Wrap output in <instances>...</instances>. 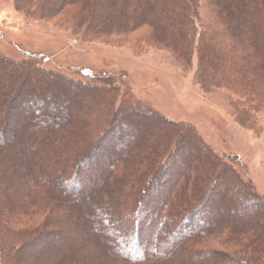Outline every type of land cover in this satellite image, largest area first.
<instances>
[{
	"label": "rangeland",
	"instance_id": "374dc122",
	"mask_svg": "<svg viewBox=\"0 0 264 264\" xmlns=\"http://www.w3.org/2000/svg\"><path fill=\"white\" fill-rule=\"evenodd\" d=\"M199 11L205 20L210 19V13L204 6ZM199 24L196 23L198 33L201 31ZM149 34L147 27H142L130 35L101 38L88 36L73 25L69 16L66 18L62 15L47 21L30 19L14 9L12 0H0V56L16 63L30 61L32 66L35 65L50 74L47 80L42 79L40 82L33 81L32 76L28 77L30 85L26 87L24 83L19 82V72L20 76L16 81L3 83L4 88L0 91L1 94L6 93L4 99L18 86H22L28 95L24 101H31L34 97L39 103H46L47 107L41 109L44 120L59 116V124L67 126L69 120L80 119L84 128L75 134L79 133V141L84 144L98 127L100 119L110 113L118 123H113V127L105 136V143L110 141L114 133H118L121 141H124L117 144L113 150L111 145L105 144V147L103 143L96 147L90 155L87 168L83 169L84 177L94 169L93 175L96 179L82 189L75 188V185L70 186L66 180L67 166L49 163L46 156L39 152L37 135L45 136V127L40 124L42 120L34 118L27 108L16 110L20 106L18 101L15 104L16 116H8L6 113L11 107L8 110V102H5L0 94V126L4 120L8 123L11 121L6 126L8 131L4 140L0 141V149L6 152V159L17 158L20 161L16 165L19 167L20 182L16 191L22 193V180L30 174L31 167L33 173L42 180H51V186H59L58 192L54 190L52 195L58 200V209L63 210V215H68L70 206H76L78 209L74 217L70 218L71 223L68 225L71 226L68 231L62 226L57 227L61 218H57L55 213L39 214L37 219L45 220L43 222L47 226L44 227V233L37 236L24 250L25 258L22 264H32L30 260L35 258H50L54 251L67 256L70 250L87 258L85 262L89 260L91 264H104L100 258L97 259L98 255L95 253L98 251L100 256L109 259L111 242L115 243L120 251H125L128 241L121 238L126 233L127 225L122 213L133 203L136 189L141 185V177L139 173L136 176L133 174L123 183L117 184L116 187L121 190V194L117 195L112 190L114 185L108 184L101 174L105 162L100 161L99 157H114L129 150L131 155L139 143L146 153L149 150L154 151V135L157 142L161 141V146L168 147V152L174 149L170 163L163 167L165 169L159 186L151 188L149 192L155 197L164 189H168L159 200L163 206L157 209L158 212H167L168 220L174 218L180 210L185 211L203 191L202 186L206 181L203 169L208 159L205 151L198 152L191 146L192 141L204 144L212 154V159L215 160L214 156H218L231 164L240 179L247 183L248 188H251L264 204V105L256 113H251L247 121L239 123L240 119L233 116L235 112L229 107L228 97L231 96L227 91L214 89L204 92L197 84L195 52L190 65H187L180 57L153 43ZM55 76L58 79H68L73 86L86 85L88 89H74L71 85L54 79ZM9 85L13 86L11 90ZM7 87L9 91H5ZM147 111L156 113L165 122L168 121V124H164L166 132L170 130V133L164 137L158 135L152 125L164 128L162 120L146 113ZM94 115L98 117L94 120L96 123L92 122L91 126V121L88 123L87 119L92 120ZM120 123L123 127L118 128ZM184 127L190 129L192 135L185 134ZM56 134L55 131L48 133L52 144L55 143V137H58ZM160 147L159 153L163 150V147ZM73 156L68 152L64 156L60 155V158L62 161L67 160V157L71 160ZM232 156L236 157L230 159ZM51 157H56L55 153ZM136 163L138 162L135 160L130 162L129 169L137 168V171L144 173L146 165L140 168ZM176 168L179 170L175 171ZM213 168L216 169V165ZM121 171L123 170L119 173ZM222 177L224 176H220ZM224 178L226 182L223 184L217 178L212 179L213 190L200 201L203 206L199 214L205 223L204 226L210 224L219 228L220 223H227L225 227H229L231 221L236 218L241 221L250 218L261 226L263 221L258 216L261 213L258 207L255 208L258 212L247 213L248 207L242 205L239 200L243 192L234 189L233 184L228 182H232L228 176L225 175ZM19 195L17 193V196ZM167 200H170L171 206L169 201L168 206L164 205ZM112 210L117 211L118 218L109 215ZM143 213L147 214V211ZM160 226V230L165 229L167 233V239L164 237V240L168 243V248L163 254L170 256L185 236L180 235L174 239L167 225L161 223ZM81 228L84 234L81 233ZM239 230L241 228L233 233L236 237L225 228L224 232L219 231L220 233L190 242L189 248L192 251L206 253L189 264H264V229L262 233L258 232L261 236L258 240L256 238L259 235L247 239V236H243L247 231ZM145 234L147 235L146 231L142 233ZM154 236V240L149 242V247L143 251L142 257L157 254L156 240L160 237L156 233ZM251 240L253 244H250Z\"/></svg>",
	"mask_w": 264,
	"mask_h": 264
},
{
	"label": "trees",
	"instance_id": "16d2710c",
	"mask_svg": "<svg viewBox=\"0 0 264 264\" xmlns=\"http://www.w3.org/2000/svg\"><path fill=\"white\" fill-rule=\"evenodd\" d=\"M12 3L17 12L30 19L47 21L57 19L62 15L66 18L69 16L78 30L97 38L130 35L142 27H147L153 43L180 57L187 65H190L193 53H196L195 79L197 84L204 92L214 89L227 91L231 96L228 97L229 107L235 112L233 116L240 119L239 123L247 121L251 113H256L264 105V0H12ZM203 6L210 13L208 21L201 16L199 11ZM196 23H200L201 26L199 33ZM30 76L32 79L34 78L33 81L40 82L42 79L47 80L50 74L35 65L32 66L30 61L16 63L0 56V82H2L0 89L3 90L4 82H14L17 77H19L20 84L24 83L26 87H29L28 77ZM54 79H58V77L55 76ZM58 81L68 86L71 85L70 87H74V89H88L85 87L86 85L73 86L72 82L65 78H59ZM12 87L9 85L10 90ZM26 93L27 90L18 86L8 98L4 99L6 93L1 94L0 91L3 100L8 102V110L11 107L6 114L12 117L16 116L15 107L17 106L15 104L18 101V105H22V107L19 106L16 110L27 108L34 118H40L42 120L40 124L45 127V136L37 135L39 137V152L46 156L47 162L67 166V182L70 186L75 185V188H81L88 178L86 175V178L84 177L83 169L87 168L88 160L95 151L94 149L103 143L102 145H111L113 150L117 144L124 142L121 141V136L118 133H114L110 141L105 143V136L113 127V123L117 121H114L110 113H106L100 121L97 120L99 121L98 127L93 130L84 144L79 141V133L75 134L76 131L84 128L81 126L80 119L69 120L67 126L59 124V116L44 120L41 109L47 107L46 103L44 101L39 103L34 97L30 99L31 101L26 102L24 101L28 98ZM17 97L20 98L17 99ZM13 100L15 103L12 107ZM79 102L78 100V105H80ZM32 103L33 105H31ZM104 113L102 112V114ZM146 113L158 116L151 111ZM100 114L101 111L98 112V115ZM98 115L92 116V120L88 117L87 122L91 121L90 125L92 126V122L96 123L94 120ZM159 118L162 120L164 128L153 127V125L152 128L158 131V135L161 134L164 137L170 133V130L166 132L167 128L164 124H168V121L165 122L164 119ZM4 121L0 126V141L4 140L5 133L8 131L6 126L11 122ZM119 125L118 128L123 127L122 123ZM184 128L185 134L192 135L190 129ZM54 131L58 137H55V143L52 144L48 133ZM156 138L155 135L152 137V146H156L154 151L149 150L146 153L139 143L132 150L131 155L129 150L114 157L103 156V159L99 157L100 161L105 162L101 174L108 184L114 185L112 190L117 195L121 194V190L116 185L120 182L123 183L133 174L135 176L140 174L141 185L136 189L133 203L129 204V208L127 207L122 213L127 229L121 240L128 241L126 250L120 251L116 244L111 242V248L108 251L110 258H103L97 251L95 253L98 255L97 259L100 258L104 264H189L194 259L202 258L206 253L192 251L189 248L190 242L219 231L224 232L225 228L231 234L241 228L239 231H247L243 234V236H247V239L256 235H259L257 240L261 239L258 232L262 233V229H264L262 199L254 194L251 188H248L247 183L240 179V175L235 172L236 170L231 167V164L218 156H214L216 161L212 159L213 156L208 148L206 149L204 144L199 142L198 144L192 141L191 146L198 152L205 151L206 159H208L203 169L206 181L203 183L201 196L192 202L185 211L180 210L170 220L166 218L169 216L167 212L166 214L164 211L158 212L159 206H163L159 200L168 192V189H164L155 197L149 192H151V188L159 186L165 169L163 167L170 163L174 149H170L168 152V147L161 146V141L157 142ZM170 140L168 139V141ZM21 143L24 144V142ZM106 145L105 147H107ZM159 147L160 149L163 147L161 153L158 152ZM49 150L52 151L49 152ZM102 150H104L103 147ZM68 152H71L72 156L76 155L71 160L67 157V160L62 161L60 155L64 156ZM54 153L56 157H51ZM180 154L181 148H179V156ZM6 155V152L0 149V264H22L23 258H25L24 250L37 236L44 233V227L47 226L44 223L45 220L37 219L39 214L55 213L57 218H61L58 220L57 227L62 226L68 231L71 226L68 225L71 223L70 218L74 217L78 209L76 206H70L68 215H63V210L58 209V200L52 195L53 192H58L59 186H51V180H42L33 173L31 167L30 174L22 180V193L17 192L20 182L19 167L17 168L16 165L20 161L17 158L6 159ZM235 157L232 156L230 159ZM134 160L138 162L136 163L137 167L144 168L146 165L144 173L137 171V168L129 169L131 166L129 163ZM237 163H239L238 160ZM215 165L216 169L213 168ZM125 168L128 170L124 171ZM120 170L123 171L119 173ZM176 170L179 169L176 168ZM37 171L39 172L40 169L38 168ZM225 175L232 181L228 180L230 184H233L235 190L245 192L241 194L239 200L242 205L248 207L247 213L261 212L258 215L263 221L261 226L252 222L250 218L245 221L236 218L235 221H231L229 227H225L227 223H220L219 228L210 224L204 226L205 223L199 214V210L203 206V202L200 203V201H203L206 194L213 190L214 182L211 183V180L217 178L223 184L226 182ZM220 176L224 177L220 178ZM17 193L20 195L17 196ZM168 201L170 203V200H167L164 205L168 206ZM257 207L258 211H255ZM145 210L147 214L143 213ZM109 215L119 217L116 210L110 211ZM161 223L168 226L169 233L174 239L180 235L185 236L179 241L178 247L174 248L175 250L170 256L163 254V251L168 248V243L164 240V237L167 239L165 229L160 230ZM197 225H202V227ZM80 231L84 234L83 228ZM145 231L147 235H142ZM155 233L160 237L156 240L157 254L142 257L143 251L151 244L150 240H154ZM201 234L203 235L201 236ZM257 240L255 241L257 242ZM250 244H253L252 240ZM68 253L67 256H63L54 251L50 254V258L45 260L35 258L30 261L32 264H91L89 260L85 262L84 260L87 258L79 256V253L74 250H70Z\"/></svg>",
	"mask_w": 264,
	"mask_h": 264
},
{
	"label": "bare ground",
	"instance_id": "6f19581e",
	"mask_svg": "<svg viewBox=\"0 0 264 264\" xmlns=\"http://www.w3.org/2000/svg\"><path fill=\"white\" fill-rule=\"evenodd\" d=\"M95 164H96V163H95ZM93 174H94V172L91 171V173L88 175V178H87V180L85 181V183L82 184V187H84L85 185H88V183H89L90 181H92L93 179H96L95 176H93ZM82 187H81V189H82Z\"/></svg>",
	"mask_w": 264,
	"mask_h": 264
}]
</instances>
